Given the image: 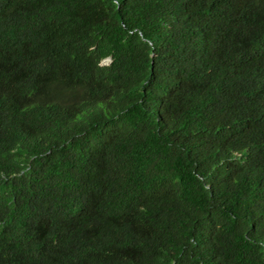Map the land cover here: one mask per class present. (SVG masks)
<instances>
[{
  "label": "trees",
  "instance_id": "trees-1",
  "mask_svg": "<svg viewBox=\"0 0 264 264\" xmlns=\"http://www.w3.org/2000/svg\"><path fill=\"white\" fill-rule=\"evenodd\" d=\"M0 264H264V0H0Z\"/></svg>",
  "mask_w": 264,
  "mask_h": 264
},
{
  "label": "water",
  "instance_id": "water-1",
  "mask_svg": "<svg viewBox=\"0 0 264 264\" xmlns=\"http://www.w3.org/2000/svg\"><path fill=\"white\" fill-rule=\"evenodd\" d=\"M109 62H110V58H106L102 63L107 64V63H109Z\"/></svg>",
  "mask_w": 264,
  "mask_h": 264
},
{
  "label": "rangeland",
  "instance_id": "rangeland-1",
  "mask_svg": "<svg viewBox=\"0 0 264 264\" xmlns=\"http://www.w3.org/2000/svg\"><path fill=\"white\" fill-rule=\"evenodd\" d=\"M104 65H106L105 63H103ZM108 64V63H107Z\"/></svg>",
  "mask_w": 264,
  "mask_h": 264
}]
</instances>
